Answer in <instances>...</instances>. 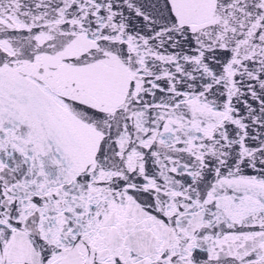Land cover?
<instances>
[{"label":"snow or ice","instance_id":"1","mask_svg":"<svg viewBox=\"0 0 264 264\" xmlns=\"http://www.w3.org/2000/svg\"><path fill=\"white\" fill-rule=\"evenodd\" d=\"M0 264H264V0H0Z\"/></svg>","mask_w":264,"mask_h":264}]
</instances>
